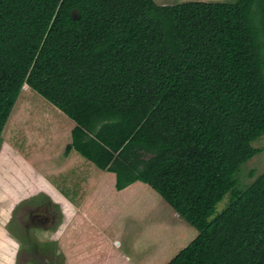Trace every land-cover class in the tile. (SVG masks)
I'll use <instances>...</instances> for the list:
<instances>
[{
	"label": "trees",
	"instance_id": "1",
	"mask_svg": "<svg viewBox=\"0 0 264 264\" xmlns=\"http://www.w3.org/2000/svg\"><path fill=\"white\" fill-rule=\"evenodd\" d=\"M26 84L118 190L197 230L167 264H264V171L237 186L264 135V0H0V144Z\"/></svg>",
	"mask_w": 264,
	"mask_h": 264
},
{
	"label": "rangeland",
	"instance_id": "2",
	"mask_svg": "<svg viewBox=\"0 0 264 264\" xmlns=\"http://www.w3.org/2000/svg\"><path fill=\"white\" fill-rule=\"evenodd\" d=\"M155 1L176 4L233 0ZM73 127L72 118L39 92L27 87L23 88L3 131L4 141H13L10 143L14 145L15 156L25 159L24 162L18 161L21 163V168H16L17 171L19 168V174L22 175L24 170L26 174L31 170L36 175L43 174L47 178L45 185L51 192H66L74 198L33 191L31 199L39 201L26 204L22 200L20 206L25 205L22 212L33 210L36 215L49 217L44 225H35L34 218L29 219L30 238L39 233L41 239L38 243L43 246L42 243H52L51 247H46L49 250H56L55 247L61 245L60 240L68 239L74 248L88 254L97 264H167L197 237V230L143 182L137 181L122 191L116 190L113 179H110L112 172L96 171L90 160L77 151L58 154L57 151L70 139ZM254 145L261 148V152L243 164L237 174L238 188L246 187L264 171V135ZM63 163L64 168L62 165L59 172ZM17 164L15 161L14 165ZM19 178L0 169V264L10 262L19 249L18 241L10 234L14 233L20 239L28 238L17 221L9 222L20 197L10 198L12 195L6 194L5 190L10 188L9 183L14 189V180L18 182ZM58 178L62 181L59 182ZM9 179L11 182L8 183ZM25 186L23 183L18 187L21 196L28 192L24 191ZM38 187L36 185L34 189ZM230 200L231 196L227 194L217 205V213L226 208ZM9 201H13V205ZM43 201L47 202L41 204ZM34 228L45 229L37 231ZM55 243L57 246L53 245ZM17 254L18 264H40L37 260L25 263L27 254L20 249ZM67 257L61 250L60 262H65Z\"/></svg>",
	"mask_w": 264,
	"mask_h": 264
},
{
	"label": "crops",
	"instance_id": "3",
	"mask_svg": "<svg viewBox=\"0 0 264 264\" xmlns=\"http://www.w3.org/2000/svg\"><path fill=\"white\" fill-rule=\"evenodd\" d=\"M61 110V109H60ZM74 121V120H73ZM76 125V123H75V121H74V126ZM73 129V128H72ZM10 142H13V141H4V138H3V135H2V142H1V144H0V169H2V170H4L5 172H9V174L10 175H14V176H20V178L18 179V182L16 181V179L14 180L15 181V187H14V189L12 188V186H11V184L9 183V182H11L10 181V179L8 180V183H9V185H10V188L8 189L7 188V190H5V193L6 194H8V193H10L11 195H12V197H10V198H13V197H15L16 195H17V197L19 196L20 197V199L21 198H26V197H31V196H33V191L34 192H43V193H53V192H51L50 190H49V188H47V186L45 185V181H47L46 179V176L45 175H43V174H35V173H33V170H31L30 171V174L28 173V174H26L25 173V170L22 172L21 170H20V172H22V175L21 174H19V168H21V163L20 162H18V161H21V162H24L25 161V159H24V157H18V155L17 156H15L16 155V152H15V150H12L13 148H14V145H11V143ZM67 143L64 145V148L63 147H61V149H59V151H57V153L58 154H69L70 153V150H72V151H77L76 149H74V148H71V145H72V132H71V137H70V139L69 140H67L66 141ZM17 151V150H16ZM19 151V150H18ZM17 151V152H18ZM78 152V151H77ZM79 153V152H78ZM15 161L18 163L17 164V166H15L14 165V163H15ZM7 162V163H6ZM90 163H92L94 166H95V170L96 171H100V172H103V173H105V171L106 170H102L101 168H99L96 164H94L92 161H89ZM62 165H63V168H64V163L63 164H61V166H60V168H59V172H60V170L62 169ZM17 167H19L18 168V171L16 170V168ZM113 173V175H111L110 174V176H112V177H110V179H113V181H114V183H115V186H116V174L114 173V172H112ZM26 174V175H25ZM25 175V176H24ZM9 176V175H8ZM36 177V178H35ZM7 179H8V177H7ZM72 179L73 180H75L74 179V177H72ZM58 181L59 182H61L62 181V179L61 178H58ZM141 182V181H140ZM23 183H25V187H26V190H24V191H28L27 193H26V195H22L21 196V194L19 193L20 192V190H19V188L18 187H20V186H22V184ZM134 183H136V182H134ZM133 183V184H134ZM145 184V183H144ZM36 185L37 186H39L38 187V189H34V188H36ZM132 185V184H131ZM146 185H148V184H146ZM130 186V185H129ZM149 186V185H148ZM150 187V186H149ZM127 188V187H126ZM151 188V187H150ZM125 189V188H124ZM124 189H122V190H124ZM157 195H159L153 188H151ZM116 190H118L117 188H116ZM122 190H120V191H122ZM64 191V190H63ZM65 192V191H64ZM151 193V192H150ZM53 194H62L60 191H57L56 193H53ZM152 194V193H151ZM154 195V194H153ZM68 196H70L71 197V195L70 194H67L66 192H65V194H62V197H68ZM160 196V195H159ZM153 197V196H152ZM162 198V197H161ZM19 199V200H20ZM74 199V198H73ZM72 199V197H71V200H73ZM10 203H11V201H9ZM13 202V201H12ZM14 203V202H13ZM12 204V203H11ZM9 233H10V231H9ZM11 235V237H15L14 239L15 240H17L18 241V243H19V249H20V238H16V237H18L17 235H15L14 233H12V234H10ZM41 236H40V234L38 233V234H36L35 236H34V238H37V239H41L40 238ZM45 239V238H44ZM67 241H69L68 239H65L64 240V242H63V240L61 241L60 240V242H61V248H62V251H63V253L65 254V256H68L67 258H66V261L65 262H60V260L58 259V261H57V263L58 264H97V262L96 261H94L93 259H91L89 256H88V254H86V253H80V251L78 250V248L76 247V248H74L73 247V245H72V242L71 241H69V242H67ZM117 242H118V245L120 244V241H118L117 240ZM19 249H18V251H19ZM17 251V252H18ZM69 251V252H68ZM73 251L75 252V254L73 253ZM17 252H15V254L14 255H12V257H11V259L12 260H10V262H7V264H18V259H19V254H17ZM8 255V254H7ZM79 262V263H78ZM3 263V262H2Z\"/></svg>",
	"mask_w": 264,
	"mask_h": 264
},
{
	"label": "flooded vegetation",
	"instance_id": "4",
	"mask_svg": "<svg viewBox=\"0 0 264 264\" xmlns=\"http://www.w3.org/2000/svg\"><path fill=\"white\" fill-rule=\"evenodd\" d=\"M22 200L23 201L25 200L26 204L34 203L39 200L31 199V197L21 198L20 201L18 200L19 202L16 204V206L13 207V213L11 214L10 219H9L10 223H13V221H17L20 224V226L23 227V231H24L23 233L28 235V238L20 239V244H21L20 250L27 254V257L24 260V262L29 263V260H32V261L37 260L40 264H58L57 261H58L59 255L61 254V250H62L61 245L57 243L58 244L57 246L55 243L53 245L57 246L55 247L56 250L55 249L49 250L46 247L47 246L51 247L52 243H42L45 245L43 246L40 243H38L39 239L30 238L31 235L29 236L28 234L31 229L29 219L34 218L33 222L35 223V225H44L47 222L49 217L44 214L36 215L33 210L30 211L29 209H28L29 211L22 212L21 210L25 207V205L20 206L21 204L20 202H22ZM44 202H47V201H43L41 202V204L42 203L44 204ZM11 203L13 205V202ZM52 215H54V213H52ZM34 229H37L38 231V230H42L45 228H34ZM17 261H19V259Z\"/></svg>",
	"mask_w": 264,
	"mask_h": 264
},
{
	"label": "water",
	"instance_id": "5",
	"mask_svg": "<svg viewBox=\"0 0 264 264\" xmlns=\"http://www.w3.org/2000/svg\"><path fill=\"white\" fill-rule=\"evenodd\" d=\"M28 87V85L26 84L25 86H24V88H27Z\"/></svg>",
	"mask_w": 264,
	"mask_h": 264
}]
</instances>
